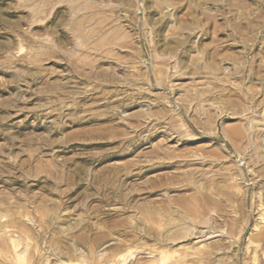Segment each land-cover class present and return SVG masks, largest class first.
Masks as SVG:
<instances>
[{
	"label": "rangeland",
	"instance_id": "1",
	"mask_svg": "<svg viewBox=\"0 0 264 264\" xmlns=\"http://www.w3.org/2000/svg\"><path fill=\"white\" fill-rule=\"evenodd\" d=\"M263 211L264 0H0V264H263Z\"/></svg>",
	"mask_w": 264,
	"mask_h": 264
},
{
	"label": "bare ground",
	"instance_id": "2",
	"mask_svg": "<svg viewBox=\"0 0 264 264\" xmlns=\"http://www.w3.org/2000/svg\"><path fill=\"white\" fill-rule=\"evenodd\" d=\"M251 130H252V128H251ZM202 197H204V196H202ZM203 200H204V199H203ZM204 202H205V201H204ZM200 204H201V203H200ZM201 206H202V205H201ZM208 206H209V205H208ZM203 207H204V206H203ZM179 210H180V209H179ZM185 210H186V209H185ZM200 210H201V209H200ZM183 211H184V210H183ZM262 213H264V211H263ZM262 213H261V214H262ZM258 216H259V215H258ZM262 216H264V214H262ZM262 216H261V217H262ZM181 217H182V216H181ZM261 217H260V218H261ZM262 218H263V217H262ZM262 218H261V219H262ZM189 219H190V218H189ZM168 221H169V220H168ZM168 221H167V222H168ZM188 221H189V220H188ZM263 223H264V222H263ZM255 224H256V223H255ZM259 225H260V224H259ZM259 225L257 226V228L259 227ZM255 226H256V225H255ZM261 226H262V225H261ZM182 227H183V226H182ZM191 227H192V226H191ZM203 228H204V227H203ZM213 228H214V227H213ZM190 229H191V228H190ZM217 229H218V228H217ZM253 229H254V228H253ZM0 230H1V229H0ZM178 230H179V229H178ZM194 230H195V229H194ZM192 231H193V230H192ZM192 231H191V232H192ZM206 231H207V230H206ZM206 231H205V232H206ZM196 232H197V231H196ZM194 233H195V232H194ZM200 233H202L201 230H200ZM200 233H199V234H200ZM212 233H213V232H212ZM262 233H263V232H262ZM155 234H156V233H155ZM196 234H197V233H196ZM199 234H197V236H199ZM204 234H205V233H204ZM259 234H260V233H259ZM186 235H187V234H186ZM201 235H202V234H201ZM206 235H207V233H206ZM206 235H205V238H206ZM210 235H211V234H210ZM210 235H209V236H210ZM195 236H196V235H195ZM218 236H219V235H218ZM170 237H171V236H170ZM170 237H169V238H170ZM172 237H174V236H172ZM201 237H202V236H201ZM201 237H200V238H201ZM203 237H204V236H203ZM247 237H249V236H247ZM153 238H154V237H153ZM163 238L166 239L167 237H166V238L163 237ZM181 238H182V237H181ZM195 238H196V237H195ZM177 239H178V238H177ZM182 239H183V238H182ZM203 239H204V238H203ZM200 240H201V239H200ZM247 240H248V239H247ZM160 241L162 242V240H160ZM160 241H159V242H160ZM247 242H249V240H248ZM250 242H251V241H250ZM252 242H253V241H252ZM252 242H251V243H252ZM254 242H255V241H254ZM254 242H253V243H254ZM163 243H164V242H163ZM163 243H162V244H163ZM196 243H197V242H196ZM220 243H221V242H220ZM262 243H263V244H262V247L264 248V240H263ZM164 244H165V243H164ZM170 244H171V243H169V245H170ZM203 244H204V243H203ZM206 244H207V243H206ZM217 244H218V243H217ZM221 244H222V243H221ZM224 244H225V242H224ZM227 244H228V243H227ZM227 244H226V245H227ZM139 245H140V244H139ZM159 245H160V244H159ZM222 245H223V244H222ZM247 245H248V244H247ZM252 245H253V244H251V246H252ZM117 246H118V245H117ZM137 246H138V245H137ZM160 246H161V245H160ZM167 246H168V245L166 244L165 247H167ZM170 246H171V245H170ZM217 246H218V245H217ZM217 246H216V247H217ZM245 246H246V245H245ZM253 246H254V245H253ZM253 246H252V247H253ZM156 247H157V246H156ZM200 247H201V246H200ZM200 247H199V249H196L197 252L200 250ZM204 247H206V248H205L206 251L204 250V252H205L206 255H207L208 253H212V254L215 255L216 252H217V251H215L217 248H216V249L214 248L215 250H213V249L210 250L209 247H211V246L208 247V246L205 245ZM227 247H228V246H227ZM252 247H251V248H252ZM254 247H255V246H254ZM67 248H68V247H67ZM119 248H120V247H119ZM167 248H168V247H167ZM167 248H166V249H167ZM197 248H198V247H197ZM207 248H209V249H207ZM211 248H212V247H211ZM225 248H226V247H225ZM244 248H245V247H244ZM140 249H141V247H140ZM142 249H143V248H142ZM157 249H158V250H157ZM157 249L154 248V250L159 251V252H158V257H159V258H158V262H157L158 264H172V263H178V262H179V264L182 263L181 259L178 258V257H177V258L175 257L174 260L171 259L172 256H173V255H172L173 253H167V251H168V250L170 251L171 249H168L167 251H165L164 248H162L163 250H159V248H157ZM245 249H246V248H245ZM247 249H248V247H247ZM37 250H38V249H37ZM76 250H77V249H76ZM137 250H138V249H137ZM150 250H151V249H150ZM154 250H153V252H154ZM194 250H195V249H194ZM208 250H210V252H207ZM217 250H218V249H217ZM252 250H254V249L252 248ZM63 251H64V250H63ZM151 251H152V250H151ZM201 251H203V250H201ZM246 251H247V250H246ZM246 251H245V252H246ZM261 251H263V250H261ZM261 251H260V252H261ZM128 252H129V250H128ZM144 252H145V251H144ZM170 252H174V251L172 250V251H170ZM187 252H189V251H187ZM192 252H193V251H192ZM204 252H203V253H204ZM221 252H222V250H221ZM254 252H255V250H254ZM150 253H151V252H150ZM155 253H156V252H155ZM193 253H194V252H193ZM201 253H202V252H201ZM251 253H252V251H251ZM66 254H67V253H66ZM147 254H149V252H147ZM152 254H153V253H152ZM187 254H188V253H187ZM187 254L185 253V257H187V256H186ZM194 254H195V253H194ZM199 254H200V253H199ZM205 254H204V255H205ZM212 254H209V257H208V258H209V261H211V260H210V259H211V258H210V255L212 256ZM260 254H261V253H260ZM262 254L264 255V253H262ZM123 255H124V254H123ZM123 255H122V256H123ZM128 255H129V254H128ZM189 255H190V253H189ZM196 255H197V254H195V256H196ZM216 255H217V254H216ZM226 255H227V254H226ZM248 255H249V254H248ZM143 256H144V255H143ZM201 256H203V255H201ZM201 256H200V257H201ZM207 256H208V255H207ZM207 256H206V257H207ZM219 256H220V254H219ZM228 256H229V254L227 255V257H228ZM230 256H231V255H230ZM126 257H127V256H126ZM153 257H154V256H153ZM156 257H157V256H156ZM156 257H154V258H156ZM183 257H184V256H183ZM183 257H181V258H183ZM197 257H198V256H197ZM223 257H224V256H223ZM124 258H125V257H124ZM135 258H136V257H135ZM140 258H141V257H140ZM140 258H139V259H140ZM151 258H152V257H151ZM154 258H152V260H153ZM198 258H199V257H198ZM212 258H213V257H212ZM220 258H222V257H219V259H220ZM224 258H225V257H224ZM231 258H232V257H231ZM231 258L228 257L227 260H228V259L231 260ZM233 258H234V257H233ZM241 258H242V257H241ZM262 258H263V257H262ZM143 259H144V258H143ZM156 259H157V258H156ZM183 259H184V258H183ZM203 259L205 260V258H203ZM213 259H214V258H213ZM235 259H236V258H235ZM235 259H234V260H235ZM148 260H149V259H148ZM150 260H151V259H150ZM191 260H192V259H191ZM200 260H201V259H200ZM225 260H226V259H225ZM229 260H228V261H229ZM253 260L255 261L256 258H254ZM125 261H126V260H125ZM135 261H138V259L135 260ZM139 261H140V260H139ZM139 261H138V262H139ZM186 261H187V260H186ZM186 261H185V262H186ZM196 261H197V260H196ZM209 261H208V262H209ZM222 261H223V260L221 259V262H222ZM128 262H131V261H128ZM128 262H127V263H128ZM191 262H192V261H191ZM193 262H194V264H195V261H194V260H193ZM205 262H206V260H205ZM208 262H207V263H208ZM219 262H220V261H219ZM224 262H226V261H224ZM224 262H222V263H224ZM230 262H231V261H230ZM230 262H229V263H230ZM103 263H104V261H103ZM133 263H134V260H133ZM133 263H132V264H133ZM136 263H137V262H136ZM198 263H201V262H198ZM213 263H214V262H213ZM213 263H212V264H213ZM215 263H216V262H215ZM226 263H227V262H226ZM244 263H245V262H243V264H244ZM252 263H254V262H252ZM261 263H263V262L261 261ZM130 264H131V263H130ZM137 264H139V263H137ZM153 264H156V262L153 263ZM183 264H184V263H183ZM186 264H188V263H186ZM196 264H197V263H196ZM204 264H206V263H204ZM231 264H232V263H231ZM233 264H234V263H233ZM238 264H239V263H238ZM256 264H258V263H256ZM263 264H264V263H263Z\"/></svg>",
	"mask_w": 264,
	"mask_h": 264
}]
</instances>
